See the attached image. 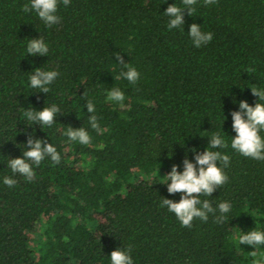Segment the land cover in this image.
Listing matches in <instances>:
<instances>
[{
	"label": "trees",
	"instance_id": "trees-1",
	"mask_svg": "<svg viewBox=\"0 0 264 264\" xmlns=\"http://www.w3.org/2000/svg\"><path fill=\"white\" fill-rule=\"evenodd\" d=\"M30 0H0V264H111V252L127 249L133 264H253L264 245H241L243 233L264 231V161L231 148L233 111L258 102L251 87L264 89V0H218L184 12V28L168 29L164 15L181 0H60V22L46 26ZM192 23L213 39L197 48ZM42 37L48 55L27 54ZM116 53L140 73L133 84L121 73ZM36 68L57 71L48 93L30 87ZM254 70V71H250ZM119 88L124 101L107 98ZM87 100L100 130L89 124ZM55 104L51 127L31 124L27 110ZM69 127H83L91 142L70 141ZM219 132L228 147L211 149ZM52 143L58 165L46 157L27 181L7 166L23 156L29 136ZM264 138V131L260 133ZM221 151L228 181L209 200L229 202L207 222L184 227L161 207L169 194L163 177L187 156ZM194 150V151H193ZM16 180L9 188L5 177ZM252 251L257 256H252Z\"/></svg>",
	"mask_w": 264,
	"mask_h": 264
},
{
	"label": "clouds",
	"instance_id": "clouds-1",
	"mask_svg": "<svg viewBox=\"0 0 264 264\" xmlns=\"http://www.w3.org/2000/svg\"><path fill=\"white\" fill-rule=\"evenodd\" d=\"M71 0H62L64 6H68ZM218 0H203L204 5H212ZM60 0H30V4L23 5L22 10L25 13L35 11L38 17L44 21L46 26H53L60 22L57 10ZM182 6L170 4L164 15L167 16L169 30L173 28H184L185 19L182 9H187L188 14L193 16L197 0H181ZM188 35L193 45L197 48L208 44L213 39V33L204 32L200 25L192 23L189 27ZM49 47L42 37L32 38L27 43V54L32 56L48 55ZM119 64L127 68V71L121 75L130 83L135 84L140 73L135 67H131L124 62V58L119 54H115ZM254 71V70H250ZM57 71H47L36 68L34 73L29 77L30 87L38 89L39 92L48 93L49 85L57 78ZM252 94L258 97V102L253 106L246 100L239 102V110L233 111L232 128L236 135L231 139V148L239 154L255 160L264 161V138L260 135L264 131V89L251 87ZM107 98L110 101L123 102L124 93L119 88H113L108 92ZM87 112L89 116V124L97 131L100 130L97 116L94 114L96 109L92 101L87 100ZM57 105L52 104L50 107H44L43 110H27L24 116L31 124H39L51 127L55 121V117L60 113ZM43 128V127H42ZM70 141L78 142L82 145H88L91 142L90 135L83 127H69L65 133ZM211 149H220L228 147V142L219 133H215L210 137L209 144ZM27 150L23 151L22 157L11 158L7 166L16 174L22 175L27 181L31 182L35 179L36 173L33 165L39 166L41 162L49 157L54 165H58L61 156L52 143H47L41 139L29 136L26 144ZM194 151V150H193ZM195 163L185 157L183 160V171H178V165H173L171 171L164 175V184L167 185L169 194L180 193V200L174 201L165 198L161 201V207H167L169 212L175 214L181 225L191 228L194 219H200L207 222L209 214H213L219 210L220 215L215 216L216 223H224L227 219L226 215L231 210L229 202H221L217 207H213L209 200H201L200 196L211 197L217 188H221L228 181V176L223 168L230 164V156L221 151H213L207 148L206 151L195 153ZM223 165V168L218 166ZM3 183L9 188L16 184V180L11 177H5ZM241 245H252L257 249L264 245V231L253 230L243 233L239 236ZM130 246L127 249L117 248L111 252V264H133L130 255ZM252 256L256 257L257 252L252 251ZM253 264H264V256L261 259H254Z\"/></svg>",
	"mask_w": 264,
	"mask_h": 264
}]
</instances>
